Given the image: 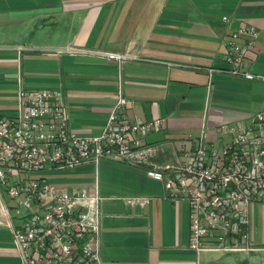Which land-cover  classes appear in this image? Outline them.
<instances>
[{"label":"crops","instance_id":"0c3cea01","mask_svg":"<svg viewBox=\"0 0 264 264\" xmlns=\"http://www.w3.org/2000/svg\"><path fill=\"white\" fill-rule=\"evenodd\" d=\"M242 27L259 31L246 66L264 75V0H0V117L16 112L20 86L59 89L70 127L95 135L121 90L132 120L165 119L162 130L145 139L157 149L151 161L175 162L193 148L190 135L207 132L228 141L220 125L245 123L264 108V100L251 101L264 83L208 71L228 66L229 42ZM106 52L128 59L120 65ZM148 167L102 161L50 178L92 193L97 187L104 197V264H264V251L205 252L198 259L189 248L187 203L172 202ZM133 197L151 202L125 203ZM13 205L0 184V264H21L8 226L22 221ZM251 222L253 243L262 245L264 205L252 207Z\"/></svg>","mask_w":264,"mask_h":264},{"label":"built area","instance_id":"2783aa9c","mask_svg":"<svg viewBox=\"0 0 264 264\" xmlns=\"http://www.w3.org/2000/svg\"><path fill=\"white\" fill-rule=\"evenodd\" d=\"M224 19H227L225 17ZM243 38V42L237 41ZM259 38L254 27L233 33L225 69L209 68L264 83V75L247 68L248 53ZM104 55L122 65L126 54ZM120 90L102 131L82 135L70 127L64 93L59 89L20 86L17 110L0 117V184L14 201L12 212L21 219L8 226L21 264H104L101 256L102 202L95 189L60 186L50 178L84 164L102 161L148 165L147 175L163 182L172 202L187 203L189 248L199 259L205 252L264 251L254 245L251 209L264 205V108L245 123L220 125L230 140L218 142L203 132L183 158L158 163L157 149L145 139L162 130L165 119L132 120ZM147 197L127 198L131 206L148 205ZM5 214L11 218L10 210Z\"/></svg>","mask_w":264,"mask_h":264},{"label":"rangeland","instance_id":"374dc122","mask_svg":"<svg viewBox=\"0 0 264 264\" xmlns=\"http://www.w3.org/2000/svg\"><path fill=\"white\" fill-rule=\"evenodd\" d=\"M262 95H263V96H262ZM252 100H258V101H260V103H261L262 100H264V91L261 92V95H260L259 93H257L256 96H255L253 99L251 98V101H252ZM252 106L255 107V106H256V103H253ZM251 109H252V108H251ZM255 112H256V111H253V113H255ZM63 173H66V172H63ZM63 173L55 174V176L58 177L59 175H61V174H63ZM55 176H53V177H55ZM56 177H55V178H56ZM52 180L54 181V180H56V179H52ZM259 210H260V208H259V206H258L257 209L255 210V215H256V216H260V214H259ZM256 236H257L258 238H260V237H259V231H257V230H256ZM262 245H264L263 242H262ZM253 259H254V258H253ZM255 261H256V259H255Z\"/></svg>","mask_w":264,"mask_h":264}]
</instances>
